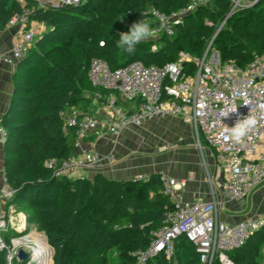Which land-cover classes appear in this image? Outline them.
Instances as JSON below:
<instances>
[{
    "label": "trees",
    "instance_id": "16d2710c",
    "mask_svg": "<svg viewBox=\"0 0 264 264\" xmlns=\"http://www.w3.org/2000/svg\"><path fill=\"white\" fill-rule=\"evenodd\" d=\"M189 1L87 0L38 6L36 0H0L1 29L25 8L32 9L31 21L47 26L17 63L12 98L0 125L7 132L4 175L16 191V202H23L28 220L53 247V264H108L111 249L120 264H136V251L148 247L154 233L168 224L167 214L174 204L163 192L160 172L147 180L137 176L118 180L99 171L90 177L57 178L46 161L66 158L75 149L77 129L66 124L63 112L85 99L86 92L106 95L111 91L92 83L89 65L93 57L116 68L133 60L163 66L180 51L194 56L204 53L231 0H212L199 7L183 18L174 35L145 40L133 55L116 46L119 33L141 20V13L145 17L150 6L169 13ZM213 45L222 61L234 59L242 66L254 53L264 54V0L235 12ZM187 242L193 244L180 236L174 250L181 253L180 260L192 257L189 263L196 264L200 255L193 249L186 251ZM263 246L264 225L230 252V258L233 264H259ZM5 256L6 252L0 253V264H7ZM152 259L165 263L167 256L160 253L147 264ZM212 264L221 263L214 260Z\"/></svg>",
    "mask_w": 264,
    "mask_h": 264
},
{
    "label": "built area",
    "instance_id": "2783aa9c",
    "mask_svg": "<svg viewBox=\"0 0 264 264\" xmlns=\"http://www.w3.org/2000/svg\"><path fill=\"white\" fill-rule=\"evenodd\" d=\"M85 1L36 0L38 6H64ZM211 1L190 0L186 6L169 13L150 6L145 18L155 23L152 39L174 35L175 27L183 22L186 15ZM258 1L231 0L230 10L218 24L201 56L180 51L175 60L163 66L133 60L116 68L103 58L93 57L89 77L94 85L111 90L102 96V102L112 113L110 120L102 124L95 114L81 113L75 106L63 112L66 124L77 129L75 148H81L84 138L99 129L120 134L124 129L139 127L156 117L178 116L192 125L200 148L203 137L215 151L222 182L219 193L214 192L209 200L180 199L179 190L186 185L185 180L161 173L163 192L169 196L174 208L167 214L168 224L154 233L149 246L136 251V264H147L160 253L170 256L174 251V241L180 236H185L195 245L203 263L212 264L218 260L221 264H233L230 252L241 247L250 234L264 225L263 216H251L231 223L220 211L226 203L248 196L264 182V54L254 53L252 59L242 66L234 59L222 61L220 52L213 45L215 37L235 12L252 7ZM31 12V8H25L8 21L6 27L19 26V36L9 51L0 52V65L16 66L33 45L37 30L32 25ZM153 47L157 48V45ZM187 63L194 69L190 70ZM123 102H133L135 106L127 108ZM233 109H237L235 113L222 118L224 112ZM249 113L256 117L257 125L242 142L225 141L224 128L234 126L239 117ZM6 139V129L0 125V142L4 143ZM114 159L113 153L80 149L63 159L49 158L46 165L53 169L55 177L74 179L85 177L84 170L98 171L107 164L111 166ZM137 177L147 180L149 176ZM15 194V189L2 172L0 253L6 252L7 264L32 261L28 241L20 239L33 235L45 237V233L28 220L26 213L17 211ZM20 248L29 253L26 260L18 258Z\"/></svg>",
    "mask_w": 264,
    "mask_h": 264
},
{
    "label": "crops",
    "instance_id": "0c3cea01",
    "mask_svg": "<svg viewBox=\"0 0 264 264\" xmlns=\"http://www.w3.org/2000/svg\"><path fill=\"white\" fill-rule=\"evenodd\" d=\"M32 25L36 27L37 38L47 28L43 22L32 21ZM19 36V26H9L0 32V52L9 51ZM15 66L0 65V119L7 110L13 93V72ZM86 97L80 101L75 107L81 113H93L96 115L100 123L105 124L111 118L109 107L102 102L100 93L90 95L84 93ZM127 108L135 106L133 102H123ZM69 109V107H68ZM170 118L173 120H184L178 116H162L152 120H147L139 127L127 128L120 134H112L106 129L91 132L81 143V148H75L77 153L80 149L96 150L101 154H114V162L106 165L99 172L106 176L118 180L130 179L132 177L145 175L149 176L154 172L165 173L179 179H183L186 185L179 190V198L186 201H196L198 199L209 200L213 193H219L222 173L218 170L214 149L203 139L201 149L196 148L193 139L188 133H179L174 141L167 139L163 143L165 152L155 153L153 149L145 152V146L138 147L132 140L139 136V140L143 141L142 130H146L148 126L158 118ZM191 130L193 127L191 124ZM140 132V133H138ZM127 136H133V138ZM162 142V141H161ZM148 150V149H147ZM3 172V143L0 142V180ZM97 171L84 170V176L90 177ZM23 205V204H21ZM26 213L25 210H22ZM223 217L235 223L239 220L251 216L264 217V182L259 185L248 196L226 203L220 209ZM32 223V222H31Z\"/></svg>",
    "mask_w": 264,
    "mask_h": 264
},
{
    "label": "rangeland",
    "instance_id": "374dc122",
    "mask_svg": "<svg viewBox=\"0 0 264 264\" xmlns=\"http://www.w3.org/2000/svg\"><path fill=\"white\" fill-rule=\"evenodd\" d=\"M122 60L125 61L124 56H122ZM187 124H190V123L186 122L185 120L183 122L180 120H173V119L166 118V117L158 118L156 121L152 122L146 130L140 131L141 133L138 132L142 135L143 141L139 140L140 135L137 136L136 139L134 138V140H132V141L138 147L145 146V144H146L145 152L149 151L150 148L153 149L155 153L159 152L160 150H162L161 152H165L164 151V150H166L165 147L159 146L160 143H161V145H163V143L165 142L166 139L168 141L172 142L175 140L176 135L178 137L179 133L181 134V132H182V133H188L190 135V137L193 139V144L195 145V147L199 148V150H200L201 148L198 146V136L194 132V129L191 130L190 126H188ZM129 137L130 136H127L128 139H130L131 137L133 138V136H131L130 138ZM203 139L204 138L202 137L201 138L202 144H203ZM15 202H16V200H15ZM16 204H17V211L24 210L23 205H21V204H23V202L17 201ZM26 215H27V213H26ZM27 218H28V215H27ZM32 223L35 224L34 222H32ZM12 234H13V232H12ZM16 235H19V233L16 232ZM32 237H33V240H32L33 243H31V241H28V243L30 245V252L32 250L31 246L35 244V240L40 238V237H35V235H33ZM46 240H47V238H46ZM22 242H25V241L22 240ZM47 243H48V241H47ZM187 245H188V247H187L186 251L187 250L191 251L193 249L196 252L195 246L193 244L187 242ZM49 246L53 250V247L50 244H49ZM176 247H177V245H176ZM176 249L177 248H175V250L173 251V253L170 256H167L165 263L159 262L155 259H152L149 264H192V263H189V262H193L194 259L192 257H188V259L186 260L187 262L180 260L179 256L181 255V253L176 251ZM184 251L185 250H182L181 252H184ZM53 252H54V250H53ZM262 253H263V255L259 260V264H264V246L262 247ZM116 255H117L116 251L114 249H111L109 252L108 264H120L119 261L116 259ZM16 264H36V263H34V261L31 262V261L27 260V261H22V262L17 261ZM52 264H53V253H52ZM196 264H204V263L197 259Z\"/></svg>",
    "mask_w": 264,
    "mask_h": 264
},
{
    "label": "clouds",
    "instance_id": "9594fccd",
    "mask_svg": "<svg viewBox=\"0 0 264 264\" xmlns=\"http://www.w3.org/2000/svg\"><path fill=\"white\" fill-rule=\"evenodd\" d=\"M141 15L143 17L141 20L134 22L127 31L119 33L116 46L129 55L136 53L138 44L155 36L152 22L146 19L143 13H141ZM153 51H155V49H153ZM236 110L237 109H233L224 112L222 118H228L230 113H235ZM256 125L257 119L251 113L247 116H241L236 120L234 126H226L224 128L223 139L236 143L242 142Z\"/></svg>",
    "mask_w": 264,
    "mask_h": 264
},
{
    "label": "bare ground",
    "instance_id": "6f19581e",
    "mask_svg": "<svg viewBox=\"0 0 264 264\" xmlns=\"http://www.w3.org/2000/svg\"><path fill=\"white\" fill-rule=\"evenodd\" d=\"M32 241L33 237H24L20 241ZM31 260L36 264H52V248L48 245L45 237L35 240V244L31 246ZM31 261V262H32Z\"/></svg>",
    "mask_w": 264,
    "mask_h": 264
},
{
    "label": "water",
    "instance_id": "95a60500",
    "mask_svg": "<svg viewBox=\"0 0 264 264\" xmlns=\"http://www.w3.org/2000/svg\"><path fill=\"white\" fill-rule=\"evenodd\" d=\"M16 66H15V68H16ZM28 257H29V253L24 248H20L18 250V258L20 260H26Z\"/></svg>",
    "mask_w": 264,
    "mask_h": 264
}]
</instances>
